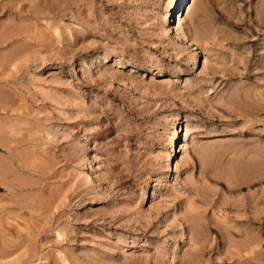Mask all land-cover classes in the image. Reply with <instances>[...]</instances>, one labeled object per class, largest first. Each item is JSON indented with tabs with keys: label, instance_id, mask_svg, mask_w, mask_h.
<instances>
[{
	"label": "rangeland",
	"instance_id": "374dc122",
	"mask_svg": "<svg viewBox=\"0 0 264 264\" xmlns=\"http://www.w3.org/2000/svg\"><path fill=\"white\" fill-rule=\"evenodd\" d=\"M0 264H264V0H0Z\"/></svg>",
	"mask_w": 264,
	"mask_h": 264
},
{
	"label": "bare ground",
	"instance_id": "6f19581e",
	"mask_svg": "<svg viewBox=\"0 0 264 264\" xmlns=\"http://www.w3.org/2000/svg\"><path fill=\"white\" fill-rule=\"evenodd\" d=\"M192 8V7H191Z\"/></svg>",
	"mask_w": 264,
	"mask_h": 264
}]
</instances>
